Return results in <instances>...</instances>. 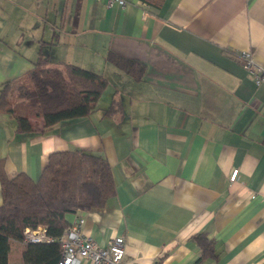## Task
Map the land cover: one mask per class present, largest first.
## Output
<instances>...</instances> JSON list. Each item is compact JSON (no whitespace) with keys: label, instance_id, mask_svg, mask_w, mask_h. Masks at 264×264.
Here are the masks:
<instances>
[{"label":"crops","instance_id":"obj_1","mask_svg":"<svg viewBox=\"0 0 264 264\" xmlns=\"http://www.w3.org/2000/svg\"><path fill=\"white\" fill-rule=\"evenodd\" d=\"M126 1L0 0V89L41 51L109 80L98 110L48 131L32 116L20 134L0 114L7 176L37 180L57 151L101 155L116 195L68 220L83 215L101 246L125 237V264H194L197 233L218 242L203 264H264V85L234 57L251 52L264 69V0ZM110 51L143 61L144 80L107 62ZM116 91L122 115L107 116ZM1 192L0 181V205ZM11 245L10 264H24L27 245Z\"/></svg>","mask_w":264,"mask_h":264},{"label":"trees","instance_id":"obj_2","mask_svg":"<svg viewBox=\"0 0 264 264\" xmlns=\"http://www.w3.org/2000/svg\"><path fill=\"white\" fill-rule=\"evenodd\" d=\"M106 60L135 82L144 80L147 67L143 61L113 51ZM108 87L104 74L71 63L55 65L41 51L31 70L3 84L0 114L12 116L20 134L32 132V116L42 118V129L48 131L64 121L90 116L99 109V100ZM122 112L123 104L116 91L104 113L118 117ZM0 181V264H10L13 240L24 242L25 230L39 227L54 240L26 244L24 264H59L63 254L59 239L72 224L68 216L104 208L117 189L109 161L81 149L51 153L37 180L26 173L9 178L0 160ZM194 240L200 249L194 264L217 256L216 239L197 233Z\"/></svg>","mask_w":264,"mask_h":264},{"label":"built area","instance_id":"obj_3","mask_svg":"<svg viewBox=\"0 0 264 264\" xmlns=\"http://www.w3.org/2000/svg\"><path fill=\"white\" fill-rule=\"evenodd\" d=\"M108 7L120 6L125 8L126 0H101ZM243 61L245 69L253 77L256 85H264V69L253 59L252 53L244 51L238 55ZM239 170H234L231 180L236 181ZM85 217L79 216L73 222L66 234L59 241L62 243L63 254L59 264H125L126 240L123 236L115 237L108 246L99 245L94 239L84 232ZM54 239L47 235L45 229H26L24 232V243L51 242Z\"/></svg>","mask_w":264,"mask_h":264}]
</instances>
